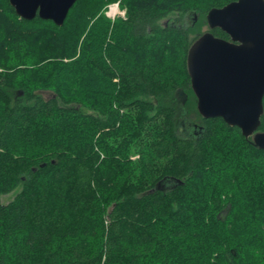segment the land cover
Segmentation results:
<instances>
[{"label": "trees", "instance_id": "obj_1", "mask_svg": "<svg viewBox=\"0 0 264 264\" xmlns=\"http://www.w3.org/2000/svg\"><path fill=\"white\" fill-rule=\"evenodd\" d=\"M230 1L76 0L57 26L0 0V264H264V149L186 68Z\"/></svg>", "mask_w": 264, "mask_h": 264}, {"label": "water", "instance_id": "obj_2", "mask_svg": "<svg viewBox=\"0 0 264 264\" xmlns=\"http://www.w3.org/2000/svg\"><path fill=\"white\" fill-rule=\"evenodd\" d=\"M75 1L9 3L21 18L31 20L37 13L61 26ZM205 18L209 29L220 28L229 39L207 30L188 48L186 68L197 111L238 127L254 147L264 149V131L258 130L264 97V0H233L211 7Z\"/></svg>", "mask_w": 264, "mask_h": 264}, {"label": "rangeland", "instance_id": "obj_3", "mask_svg": "<svg viewBox=\"0 0 264 264\" xmlns=\"http://www.w3.org/2000/svg\"><path fill=\"white\" fill-rule=\"evenodd\" d=\"M116 4V3H118V7H119V1H117V2H112V3H109V4H107L106 6H105V8H104V14L106 15V11H107V8H108V5H110V4ZM119 9L120 10H124L125 11V14H126V10L124 9V8H120L119 7ZM190 12H188V14H189ZM107 16V15H106ZM176 16V14L175 13H173L172 15H171V19H169V18H165V19H163L162 20V22H164L165 24H167V22L168 23H172L173 22V19H174V17ZM108 17V16H107ZM118 17H121V16H119V15H116L114 18H111V17H108L111 21H113L115 18H118ZM184 22H185V24H190V19H189V17H188V15L186 14L185 15V17H184ZM209 28H208V26H207V24H204L203 26H202V28H201V31L202 32H204V31H207ZM41 94H42V96L44 97V98H48L50 95L48 94V93H42L41 92ZM192 120H193V122H195V123H199L198 121H199V119L195 116V115H192ZM11 197H12V194H8V195H4L3 197H2V201L5 203V202H7V201H9L10 199H11Z\"/></svg>", "mask_w": 264, "mask_h": 264}, {"label": "built area", "instance_id": "obj_4", "mask_svg": "<svg viewBox=\"0 0 264 264\" xmlns=\"http://www.w3.org/2000/svg\"><path fill=\"white\" fill-rule=\"evenodd\" d=\"M106 15L108 17H111V18H114L116 15L124 17L125 16V11L119 9L118 3H116V4L114 3V4L108 5L107 11H106Z\"/></svg>", "mask_w": 264, "mask_h": 264}, {"label": "flooded vegetation", "instance_id": "obj_5", "mask_svg": "<svg viewBox=\"0 0 264 264\" xmlns=\"http://www.w3.org/2000/svg\"><path fill=\"white\" fill-rule=\"evenodd\" d=\"M8 3H9V0H8ZM9 5H10V3H9ZM10 7H12L13 12L16 14L14 7L11 6V5H10ZM16 15H17V14H16ZM17 17H18L19 19H24V18H21V17L18 16V15H17ZM193 17H194V20H195V19H196V16L194 15ZM36 18H40V17L38 16L37 13H36V15H35V17H34L33 19H36ZM33 19H31V20H33ZM40 19H41V18H40ZM25 20H26V19H25ZM43 20H50V19H43ZM50 21H52V20H50ZM52 22H53V21H52ZM53 23H54V22H53ZM54 24H55V23H54ZM57 26H58V25H57ZM204 32H205V31H204ZM202 33H203V32H202ZM202 33H201V34H202ZM201 34H200V35H201ZM227 36H228V35H227ZM217 37H218V36H217ZM221 38H222V37H221ZM224 39H227V40H228V39H229V36H228V38H224ZM189 80H190V79H189ZM195 98H196V97H195Z\"/></svg>", "mask_w": 264, "mask_h": 264}]
</instances>
